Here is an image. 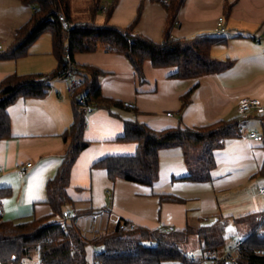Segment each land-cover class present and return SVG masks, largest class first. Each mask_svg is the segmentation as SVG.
I'll return each instance as SVG.
<instances>
[{
    "label": "crops",
    "instance_id": "1",
    "mask_svg": "<svg viewBox=\"0 0 264 264\" xmlns=\"http://www.w3.org/2000/svg\"><path fill=\"white\" fill-rule=\"evenodd\" d=\"M141 1L134 33L161 42L168 21L160 1L115 0L108 21L121 26L129 24ZM112 2L101 0L100 7L93 12L92 0H71V16L79 22L91 20L101 24L107 20L101 7ZM33 9L20 0H0L1 52L12 43L15 30L30 18ZM219 16H223L229 33L223 34L225 41L212 45L210 54L218 59H233L234 63L224 71L198 78L175 76V67H154L146 60L144 80L140 82L122 54L105 47L74 53L76 63L93 65L102 71L101 93L121 102L95 107L86 114L84 138L89 144L76 157L67 187L76 208L91 207L93 211L88 218H77L82 228L89 229L93 222L97 228H110L120 220L150 228H197L221 217L227 231L237 229L236 219L264 210V194L259 191L264 187V173L260 172L264 160V113L252 112L242 120L244 131L223 140L214 151L216 163L207 180L182 178L188 175L189 168L179 146L159 149V172L152 184L122 178L111 181L104 168L92 167L94 161L104 156L135 152V142L117 139L123 132L124 120L145 122L154 129L192 127L237 118L241 96L264 103V37L254 38L264 33V0H183L170 34L175 38L216 34ZM56 64L51 33L44 31L31 42L25 55L0 56V81L12 73L48 72ZM196 83L189 103L180 111V96ZM125 101L132 102L134 107L125 106ZM6 111L10 124L9 135L0 139V186H9L11 194L2 199L1 214L19 222L51 211L45 201L46 181L64 158L66 143L61 134L72 122V97L66 80L52 79L46 95L18 97ZM251 129L258 132L260 140L248 136ZM28 161L31 166L20 173L18 168ZM161 193L180 200H161ZM87 249L91 261L95 249ZM224 252L222 249L219 253ZM19 264L41 263L35 252Z\"/></svg>",
    "mask_w": 264,
    "mask_h": 264
},
{
    "label": "trees",
    "instance_id": "2",
    "mask_svg": "<svg viewBox=\"0 0 264 264\" xmlns=\"http://www.w3.org/2000/svg\"><path fill=\"white\" fill-rule=\"evenodd\" d=\"M101 0H92V11L100 7ZM160 1L167 11V29L161 42L134 33L139 19L138 7L134 19L126 25H116L108 21L114 2L108 6L103 23L76 21L71 16V0H20L32 6L30 18L14 33L12 43L0 51V56L17 58L27 53L28 46L42 32L51 33L52 52L56 66L44 73H12L0 81V139L9 135V116L6 107L18 97H42L46 95L50 81L64 74L69 66L65 54L68 53L71 72L79 79L72 97V122L61 134L66 143L64 158L55 174L46 181L45 201L50 205L48 214L15 222L3 218L2 199L11 194L9 186H0V264H19L32 252L38 253L41 264H197L201 258H214L220 255L225 246V220L194 228L130 226L126 220L118 221L113 227L82 228L77 218H88L91 207L76 208L67 193L72 165L79 153L89 144L84 138L86 108L110 107L121 102L106 97L100 90L102 71L93 65L79 64L73 60L76 52L93 51L105 47L122 54L130 62L138 80H144L143 63L149 60L154 67H175L173 75L198 78L202 75L221 72L233 65V59H218L210 54L212 45L225 41L223 35L200 34L191 37L175 38L170 34L176 12L183 0ZM63 15H62V14ZM77 22L75 27L66 28L63 20ZM194 84L180 96L182 111L191 99ZM83 98V101L80 99ZM240 120L218 119L198 126H170L154 129L145 122L124 120L120 141H133L136 150L132 154H112L92 163V167L106 170L111 181L122 178L144 184H152L158 177V151L162 147L179 146L184 155L189 173L183 176L188 180H207L215 166L214 151L220 148L223 140L240 134ZM264 149V138L262 139ZM264 173V160L260 168ZM161 200L179 201L169 194H159ZM55 217H58L55 218ZM245 227L244 236L238 245L223 249L234 256V260L224 259L218 264H264V210L236 219ZM195 233L201 256L194 258L182 248L189 235ZM88 246L94 247L92 260L88 259ZM223 254V253H221ZM201 261V260H200Z\"/></svg>",
    "mask_w": 264,
    "mask_h": 264
},
{
    "label": "built area",
    "instance_id": "3",
    "mask_svg": "<svg viewBox=\"0 0 264 264\" xmlns=\"http://www.w3.org/2000/svg\"><path fill=\"white\" fill-rule=\"evenodd\" d=\"M101 8L103 11H107L108 4L103 5ZM76 24H77V22H75V21H68L66 19L63 20V26L66 28L75 27ZM215 32L218 35H223V34L229 33V29L223 24V16L218 17L217 25L215 27ZM262 37H264V33L254 36L255 39H259ZM2 48H3V45L0 42V49H2ZM65 58L67 59L69 66L66 69V71L64 72V74L58 78L66 80L67 90L70 94H72L75 86L79 83V79L75 75H73V73L71 72L72 62H71V58H70L68 53L65 54ZM80 100L83 101V98H81ZM123 104L129 108L134 107L132 102L125 101ZM237 109L239 112V115L237 118L241 122L239 128H240V131L242 132L245 129L243 126L242 120L246 119L252 112H257V113L263 114L264 113V103L260 102L257 98L244 95V96H241L239 98L238 103H237ZM85 110H86V112H89L88 108H86ZM167 114H171V113L168 112ZM247 134L253 140H260V136H259L258 132L253 130V129L249 130L247 132ZM30 166H31V162L28 161L24 165L20 166L18 168V171L23 174L26 172L27 168H29ZM259 191L262 194H264V187L263 186L260 187ZM130 226H133V223H131ZM169 228H172V226H169ZM241 241L242 240L240 238L237 239V241L235 242L234 245L236 246V245L240 244ZM232 248H233V246L229 247L230 250ZM224 259L234 260V256H232L229 252H226V253L220 254L219 256H216L214 258H205V259L201 258L200 260L205 262V264H218L221 260H224ZM97 263H98V261L95 259L92 264H97Z\"/></svg>",
    "mask_w": 264,
    "mask_h": 264
},
{
    "label": "rangeland",
    "instance_id": "4",
    "mask_svg": "<svg viewBox=\"0 0 264 264\" xmlns=\"http://www.w3.org/2000/svg\"><path fill=\"white\" fill-rule=\"evenodd\" d=\"M74 11L79 12L77 7H74ZM133 226H136V225L133 223ZM167 227L169 228V225ZM245 232H246V229L242 225H239V230L229 229L225 231V236H226L225 246L227 247L228 245H233L235 240L238 237L240 238L244 236ZM225 246H223L221 249H224ZM182 248L185 250L187 254L193 255L199 258L201 249L198 245V240H197V236L195 235V233H192L189 235L188 241L185 243V245H183ZM35 252L36 251L32 252L31 255L34 254ZM199 264H205V262L199 260Z\"/></svg>",
    "mask_w": 264,
    "mask_h": 264
}]
</instances>
